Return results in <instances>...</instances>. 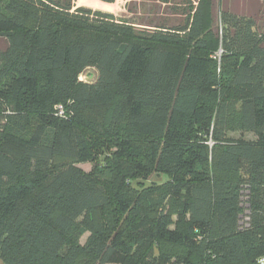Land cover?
Returning <instances> with one entry per match:
<instances>
[{
  "label": "trees",
  "instance_id": "16d2710c",
  "mask_svg": "<svg viewBox=\"0 0 264 264\" xmlns=\"http://www.w3.org/2000/svg\"><path fill=\"white\" fill-rule=\"evenodd\" d=\"M158 1L0 0V264H264V9Z\"/></svg>",
  "mask_w": 264,
  "mask_h": 264
},
{
  "label": "rangeland",
  "instance_id": "374dc122",
  "mask_svg": "<svg viewBox=\"0 0 264 264\" xmlns=\"http://www.w3.org/2000/svg\"><path fill=\"white\" fill-rule=\"evenodd\" d=\"M75 1V6L76 8H81L84 7L82 6L80 0H74ZM98 3H103L100 0H96ZM176 3L181 2V0H175ZM218 3L217 6H221L223 4L222 0H216ZM132 4L134 5L135 9V14L128 13L126 11V5L127 4ZM227 3L232 6L233 3L234 5L238 8L239 13L241 12H246V13H251L249 10L254 11L258 9L259 7L262 6V9H264V0H227ZM105 5H110L112 6V12H104L103 13H109L114 15L117 19L125 17L126 19H129L131 22L135 24H156V23H165L168 24L169 26L175 24L180 20L178 15H175L176 13L174 11L176 10H181V9H175L172 6H166L159 2L158 0H115L114 3L112 4H107L103 3ZM86 8V7H84ZM216 7L215 11V24L214 26L220 28L219 20L217 19V12H219V8ZM251 8V9H250ZM90 9V8H87ZM175 9V10H174ZM92 11H98L94 9H90ZM244 10V11H243ZM259 21V26L264 27V21H262V18L258 20ZM145 28H142L140 26L137 27V30H142ZM146 30H151L150 28H146ZM219 57V55H216ZM86 75L89 76V79H86L83 76H80L81 81H86V82H93L96 79V72L94 70H89L87 71ZM246 138L251 139V135H246ZM95 165L93 164H85V165H79V167L84 170L85 172H89L92 168H94ZM164 181V178L159 176V175H154L150 178L149 181L144 182L143 185L145 187L149 186L150 184L154 183H162ZM84 240V238H83ZM83 242V241H82Z\"/></svg>",
  "mask_w": 264,
  "mask_h": 264
},
{
  "label": "bare ground",
  "instance_id": "6f19581e",
  "mask_svg": "<svg viewBox=\"0 0 264 264\" xmlns=\"http://www.w3.org/2000/svg\"><path fill=\"white\" fill-rule=\"evenodd\" d=\"M118 1V0H117ZM82 6L98 11L113 13L112 6L98 3L96 0H80Z\"/></svg>",
  "mask_w": 264,
  "mask_h": 264
}]
</instances>
